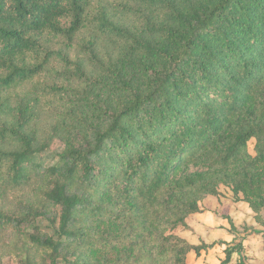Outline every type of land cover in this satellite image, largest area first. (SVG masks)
<instances>
[{
  "label": "trees",
  "instance_id": "obj_1",
  "mask_svg": "<svg viewBox=\"0 0 264 264\" xmlns=\"http://www.w3.org/2000/svg\"><path fill=\"white\" fill-rule=\"evenodd\" d=\"M186 1L0 0V243L19 239L18 264H188L211 247L172 232L232 167L251 182V141L264 157V0ZM199 152L209 168L174 177ZM104 222L122 235H94Z\"/></svg>",
  "mask_w": 264,
  "mask_h": 264
},
{
  "label": "rangeland",
  "instance_id": "obj_2",
  "mask_svg": "<svg viewBox=\"0 0 264 264\" xmlns=\"http://www.w3.org/2000/svg\"><path fill=\"white\" fill-rule=\"evenodd\" d=\"M175 1L180 3V1L184 2L185 0ZM186 2H188L190 7H193L203 2V0H188ZM153 14L155 16L153 22L159 20L160 13L154 10ZM114 42L112 40L111 43ZM75 52L77 51H66L72 61L81 56L75 54ZM99 58L103 63L105 59L103 51L99 52ZM56 63H59V66L56 67L58 69H62L65 66L60 58ZM84 68L89 75H92L91 71L96 70L86 64H84ZM55 79L60 83H63L64 80V78L59 76L55 77ZM73 85L83 88V82L73 83ZM15 96L16 94L12 93V102H15ZM47 116L48 114H43L38 125L41 132L38 133L40 137L41 134L43 136L48 134L44 131V126H48ZM63 142L62 137L53 140L50 145V152H59L63 149ZM255 142L253 140L249 143V153L253 157V162L249 165L251 182L246 183L240 180L245 173L244 167H232L229 169L230 174L227 183L220 182L218 184L217 195L206 194L199 196L198 204L201 211L186 217L187 227L179 226L172 232L192 245L211 246L208 250H202L199 255L192 252L189 256L188 264H221L226 257V250L229 247L240 244L244 248L245 264H264V205L258 202V200L264 201V157L258 156L256 153ZM47 157L50 156L47 155ZM196 159L198 161L197 164L180 167L174 177L179 178L180 176L204 171L209 168L203 152L197 153ZM26 195L27 198H30L31 194L27 193ZM248 200L258 206L260 219H258V213L253 210ZM39 225H43L46 230L49 228L47 221H43ZM90 227L94 235L110 238H119L124 231L123 227L113 226L109 222L100 223L97 226L91 225ZM16 239L17 237L12 232H9L4 241L0 243V257L3 258L4 264H18L21 259L16 250L20 242L18 239L15 243ZM123 253V251H108L106 253H98L95 257L99 260H111L114 262ZM240 263L241 257L237 252L233 255L230 264Z\"/></svg>",
  "mask_w": 264,
  "mask_h": 264
}]
</instances>
